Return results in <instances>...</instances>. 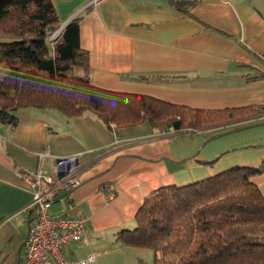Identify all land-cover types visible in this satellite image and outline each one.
I'll return each mask as SVG.
<instances>
[{"label": "crops", "instance_id": "crops-1", "mask_svg": "<svg viewBox=\"0 0 264 264\" xmlns=\"http://www.w3.org/2000/svg\"><path fill=\"white\" fill-rule=\"evenodd\" d=\"M51 1L58 30L79 19L78 45L95 87L196 109L264 107V76L252 78L264 71V0H195L189 14L168 0ZM6 72L1 66L0 79ZM15 114L14 127L0 122V264H19L24 254L33 188L19 173L53 174L56 160L76 156L80 185L50 207L56 216L89 218L70 256L149 264L150 250L116 240L134 227L146 196L264 162V111L183 135L147 121L108 128L90 111ZM250 179L264 197V171Z\"/></svg>", "mask_w": 264, "mask_h": 264}, {"label": "trees", "instance_id": "trees-1", "mask_svg": "<svg viewBox=\"0 0 264 264\" xmlns=\"http://www.w3.org/2000/svg\"><path fill=\"white\" fill-rule=\"evenodd\" d=\"M189 14L195 0H168ZM78 22L59 34L51 0H0V122L15 112L51 108L72 117L94 113L109 128L147 121L173 135L193 134L244 120L264 107L206 110L92 85L87 53L78 45ZM264 63V54L258 55ZM264 76L257 71L252 78ZM256 166L233 167L190 184L162 186L143 199L134 227L116 234L128 247L150 250L149 264H264V197L251 177ZM137 264H147L142 259Z\"/></svg>", "mask_w": 264, "mask_h": 264}, {"label": "built area", "instance_id": "built-area-1", "mask_svg": "<svg viewBox=\"0 0 264 264\" xmlns=\"http://www.w3.org/2000/svg\"><path fill=\"white\" fill-rule=\"evenodd\" d=\"M56 30L48 39L55 38ZM48 155L45 149L39 157ZM76 156L55 161L53 174L37 168L32 174L19 176L33 188L31 202L26 209L30 215V225L24 241V254L19 264H93L95 255L74 258L69 249L84 238L89 218L78 213L75 216L51 214L52 203L60 197L69 196L80 185L77 175Z\"/></svg>", "mask_w": 264, "mask_h": 264}, {"label": "rangeland", "instance_id": "rangeland-1", "mask_svg": "<svg viewBox=\"0 0 264 264\" xmlns=\"http://www.w3.org/2000/svg\"><path fill=\"white\" fill-rule=\"evenodd\" d=\"M51 211V210H50ZM49 211V212H50ZM151 258H152V253H151ZM151 260V259H150ZM144 261V260H143ZM145 262V261H144ZM95 264H105V259L104 258H100L98 259V261ZM137 264V263H136Z\"/></svg>", "mask_w": 264, "mask_h": 264}, {"label": "bare ground", "instance_id": "bare-ground-1", "mask_svg": "<svg viewBox=\"0 0 264 264\" xmlns=\"http://www.w3.org/2000/svg\"><path fill=\"white\" fill-rule=\"evenodd\" d=\"M74 19H75V18H74ZM63 28H64V27H63ZM63 28H62V29H63ZM62 29H61V30H62ZM57 30H58V29H57Z\"/></svg>", "mask_w": 264, "mask_h": 264}]
</instances>
